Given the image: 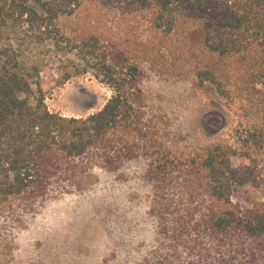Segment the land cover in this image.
<instances>
[{
    "label": "trees",
    "instance_id": "trees-1",
    "mask_svg": "<svg viewBox=\"0 0 264 264\" xmlns=\"http://www.w3.org/2000/svg\"><path fill=\"white\" fill-rule=\"evenodd\" d=\"M84 75L108 89L101 107L48 108L44 77ZM152 75L223 99L233 142L183 141L147 100ZM263 151L264 0H0V250L96 169L143 160L159 249L134 264H264Z\"/></svg>",
    "mask_w": 264,
    "mask_h": 264
},
{
    "label": "rangeland",
    "instance_id": "rangeland-1",
    "mask_svg": "<svg viewBox=\"0 0 264 264\" xmlns=\"http://www.w3.org/2000/svg\"><path fill=\"white\" fill-rule=\"evenodd\" d=\"M42 86L48 108L66 115L97 110L109 97L108 89L90 75L60 85L44 77ZM144 89L148 102L170 117L172 130L183 141L233 142L236 116L223 99L187 80L159 75L146 80ZM251 149L250 155L259 153L257 145ZM230 157L234 165L248 161ZM143 164L126 162L114 172L96 169L89 189L49 199L15 230L10 245L0 250V264H134L155 255L156 221L147 213L149 187L142 178ZM232 189L233 200L242 201L246 188Z\"/></svg>",
    "mask_w": 264,
    "mask_h": 264
}]
</instances>
